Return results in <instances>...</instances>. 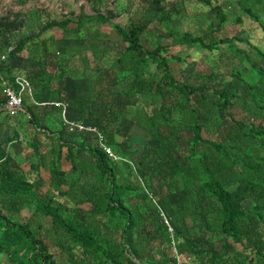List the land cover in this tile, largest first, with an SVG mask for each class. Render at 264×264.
Wrapping results in <instances>:
<instances>
[{"label":"trees","instance_id":"obj_1","mask_svg":"<svg viewBox=\"0 0 264 264\" xmlns=\"http://www.w3.org/2000/svg\"><path fill=\"white\" fill-rule=\"evenodd\" d=\"M136 1L140 17L118 11V0L88 1L90 12L79 14L41 8L37 31L14 41L10 56L28 40L30 56L40 53L41 65L23 73L34 98L65 102L66 115L95 126L116 157L96 132L70 130L60 106L27 105L32 140L19 157L0 147V264H176L177 255L180 264H264V50L240 33L215 34L229 13L235 23L248 14L264 39V0H235L238 11L198 0L218 19L208 41L184 27L179 2ZM147 6L155 13L145 22ZM91 20L121 39L97 26L84 34ZM52 28L83 32L77 75L62 53L39 48ZM168 38L216 51L223 69L176 76L162 53ZM133 125L146 142H131Z\"/></svg>","mask_w":264,"mask_h":264},{"label":"rangeland","instance_id":"obj_2","mask_svg":"<svg viewBox=\"0 0 264 264\" xmlns=\"http://www.w3.org/2000/svg\"><path fill=\"white\" fill-rule=\"evenodd\" d=\"M32 1V0H30ZM36 1V0H34ZM170 1H177L179 2V7L182 13L186 15V18L184 20V27L191 29L193 31H198L201 34H203L205 37L204 39L206 41L209 40L208 34H206V31L210 27H214L210 24V21L214 22L212 23L213 25L218 22V19L215 16V13L210 11V7L203 3L202 1L198 0H170ZM138 1H133V0H122L119 1V4L117 6L118 11L122 10H129V13H132V16H135L137 14V17H140L142 14L143 8L140 7V3H137ZM109 0H106L103 7L109 6ZM212 3L214 6L218 7L217 10H220V6H227L230 5L233 11H238V5L235 3V0H212ZM53 1L48 0L47 5H52L53 6ZM89 9L86 8V10ZM231 10V9H229ZM231 10V11H232ZM82 11H80L81 13ZM29 12H27L28 14ZM34 13V15H33ZM155 11L151 7L147 6L145 8V14L143 15V21L147 22L149 19L152 18L153 20V15ZM31 14L33 15L30 17L31 22L34 23V19L37 20V11H32ZM261 18L263 11L260 12ZM229 22L224 25V28L218 32L215 33L217 36H224V35H233L235 33H240L243 36H247L249 42L254 44L257 47H260L262 50H264V39H263V32L262 29L258 23V21L254 20L253 17H250L248 14H243V21L241 23H235L233 22V16L229 13ZM36 17V18H35ZM29 19V21H30ZM92 21V22H91ZM82 27V31L85 33L92 32L94 28L97 26L99 27L101 33L104 36L110 37L115 40H120L121 36L117 32V30L108 23H99L98 20L93 21L91 20ZM40 18L38 19V23L35 22L33 24V29L39 28L40 24ZM38 24V25H37ZM151 25L153 23H150ZM95 26V27H93ZM183 26V25H182ZM75 27V22H71L68 25V28H74ZM31 29V28H30ZM81 33H76L74 31H64L60 28H52V29H47L44 32L40 34L41 38H49L51 46L54 44L56 45V50L62 53L63 56H61V60L63 62L68 63V68L71 69V75H77V73L74 71L78 69V73L80 72V69L82 68V60H81V53H85L88 48L86 47L87 43L84 42L82 43L78 38H83ZM196 32V33H198ZM162 42L165 43L166 49L164 52H162L165 56H167L170 66L173 69L174 73L176 76L184 78L185 76H188L187 74H191L194 72H209L211 71L212 65L213 67H216L218 70L223 69V64L222 62H219L216 64L214 60L217 59V52L213 51L208 52V51H199L196 50L195 48H190L187 46V44H177L173 43L170 38L168 39H162ZM236 45L241 48L248 49L249 52H252L253 49L249 48V45L243 41H235ZM222 46H225L222 45ZM86 47V48H85ZM32 49H35L32 47ZM82 50V51H81ZM34 54V59H38L40 53L37 52L36 50L33 51ZM89 56H91L90 51H88ZM82 56V55H81ZM175 56H180L181 60L175 59ZM86 58V57H85ZM257 58V57H256ZM86 61H88L86 59ZM215 62V64H213ZM79 76V75H78ZM196 78V75L193 77ZM217 79V78H216ZM135 108L130 107L128 111V115L131 116L134 112ZM129 134H131L130 139L131 142H134V144L138 145L141 143H144L148 140V136H146L144 130L141 128L137 127L136 125H133L130 128ZM67 167L68 165L65 164L64 167ZM48 185L44 187V190H48ZM50 191L53 193L55 192L52 188H49ZM55 197L58 200H65V198H60L59 196L55 195ZM55 198V200H56ZM27 211L24 210L23 214H26ZM52 231V230H51ZM47 232V231H46ZM44 232V234L46 233ZM51 233V232H48ZM51 236V234H50Z\"/></svg>","mask_w":264,"mask_h":264},{"label":"crops","instance_id":"obj_3","mask_svg":"<svg viewBox=\"0 0 264 264\" xmlns=\"http://www.w3.org/2000/svg\"><path fill=\"white\" fill-rule=\"evenodd\" d=\"M51 1L54 3L53 6L47 5L48 0H0V147L14 157L21 156L22 150L28 146L35 133V129L27 119L28 114L25 111L26 106L34 104V102L26 94L24 96L23 109L15 116L8 115L5 108V84L9 83L13 79L12 77L16 75H24L26 67L35 64L41 65L39 62L37 63L33 56H30V49L27 50L31 46V40L26 41V48L20 53L10 56L9 51L13 48L14 41L21 34L37 31L36 27L35 29L32 28L34 24L30 19L34 15V13L33 15L31 14L32 11L47 7L55 11L54 15H58L57 12L59 13L61 7L64 6L66 9L74 10L79 14L80 11L84 12L88 7L90 11V4L87 6L86 1L93 0ZM27 12L29 13L27 14ZM18 20H22V23H15ZM43 39H45V43L39 42V48L45 44L49 51L57 49L55 44L51 46L49 38L39 37V41ZM36 40L38 39L33 38V41ZM32 54L34 55L35 53L32 52ZM2 55L5 56L3 59L1 58Z\"/></svg>","mask_w":264,"mask_h":264},{"label":"built area","instance_id":"obj_4","mask_svg":"<svg viewBox=\"0 0 264 264\" xmlns=\"http://www.w3.org/2000/svg\"><path fill=\"white\" fill-rule=\"evenodd\" d=\"M5 56L2 55L1 58L3 59ZM5 96H6V101H5V108L10 116H15L19 111L23 109L24 106V96L27 94L31 100L34 102V104L37 105H55V106H60L62 108V118L64 120V123L67 125V127L70 130H88V131H93L96 132L98 135V140L99 144L106 150V152L109 153V155L116 157L111 149L106 146L103 142V135L97 130L95 126L92 125H86L82 121L79 120H71L67 115H66V103L65 102H60V101H38L34 98L33 96V87L30 82V80L23 76V75H18L15 76L12 82L6 83L5 84ZM170 229V228H169ZM177 260L178 263H181V258L177 255Z\"/></svg>","mask_w":264,"mask_h":264},{"label":"water","instance_id":"obj_5","mask_svg":"<svg viewBox=\"0 0 264 264\" xmlns=\"http://www.w3.org/2000/svg\"><path fill=\"white\" fill-rule=\"evenodd\" d=\"M88 4H89V2H88V1H86V5H87V6H88ZM85 11H87V12H90V11H88V9H87V10L85 9Z\"/></svg>","mask_w":264,"mask_h":264},{"label":"clouds","instance_id":"obj_6","mask_svg":"<svg viewBox=\"0 0 264 264\" xmlns=\"http://www.w3.org/2000/svg\"><path fill=\"white\" fill-rule=\"evenodd\" d=\"M177 263H178V262H177ZM177 263H176V264H177Z\"/></svg>","mask_w":264,"mask_h":264}]
</instances>
